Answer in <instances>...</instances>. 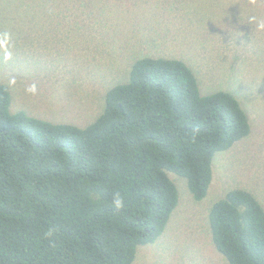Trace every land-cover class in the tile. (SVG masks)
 Segmentation results:
<instances>
[{
    "label": "trees",
    "instance_id": "obj_1",
    "mask_svg": "<svg viewBox=\"0 0 264 264\" xmlns=\"http://www.w3.org/2000/svg\"><path fill=\"white\" fill-rule=\"evenodd\" d=\"M9 105L0 85V264H131L177 204L167 173L200 201L214 153L250 131L231 93L201 96L186 63L160 57L135 61L81 128ZM208 221L228 264H264V210L252 195L228 192Z\"/></svg>",
    "mask_w": 264,
    "mask_h": 264
},
{
    "label": "rangeland",
    "instance_id": "obj_2",
    "mask_svg": "<svg viewBox=\"0 0 264 264\" xmlns=\"http://www.w3.org/2000/svg\"><path fill=\"white\" fill-rule=\"evenodd\" d=\"M142 56L186 63L201 96L231 93L250 131L214 153L200 201L185 178L167 173L177 204L131 264H228L211 240V207L242 190L264 210V0H0V85L10 113L90 125Z\"/></svg>",
    "mask_w": 264,
    "mask_h": 264
},
{
    "label": "clouds",
    "instance_id": "obj_3",
    "mask_svg": "<svg viewBox=\"0 0 264 264\" xmlns=\"http://www.w3.org/2000/svg\"><path fill=\"white\" fill-rule=\"evenodd\" d=\"M114 205L117 209H119L120 207H122L123 205V201L121 198H119L118 194L116 196H114Z\"/></svg>",
    "mask_w": 264,
    "mask_h": 264
}]
</instances>
